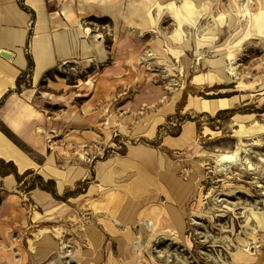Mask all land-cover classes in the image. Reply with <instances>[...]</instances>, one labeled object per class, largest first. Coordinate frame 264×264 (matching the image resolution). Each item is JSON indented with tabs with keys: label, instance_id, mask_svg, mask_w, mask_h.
<instances>
[{
	"label": "rangeland",
	"instance_id": "rangeland-1",
	"mask_svg": "<svg viewBox=\"0 0 264 264\" xmlns=\"http://www.w3.org/2000/svg\"><path fill=\"white\" fill-rule=\"evenodd\" d=\"M39 2L50 34L61 37L58 61L33 86L22 75L12 92L58 132L41 136L42 155L1 122L0 131L59 193L37 201L8 196L0 264H264V224L252 216L264 220V135L259 146L243 140L242 163L251 170L246 163L215 169L211 157L186 151L193 143L209 154L232 150L234 123L264 122V0ZM249 24L254 39L242 42L234 66L245 82L260 83L253 92L220 91L234 89L229 76L222 85L191 84L195 74L228 67L225 46ZM214 25L215 34L206 33ZM93 45L101 60L86 50ZM6 71L0 62V81ZM104 222L129 227L142 245L136 260ZM52 227L58 231L39 233Z\"/></svg>",
	"mask_w": 264,
	"mask_h": 264
},
{
	"label": "bare ground",
	"instance_id": "bare-ground-1",
	"mask_svg": "<svg viewBox=\"0 0 264 264\" xmlns=\"http://www.w3.org/2000/svg\"><path fill=\"white\" fill-rule=\"evenodd\" d=\"M26 3L34 7L33 5L34 0H26ZM250 4H252V2H250ZM63 13L67 16L69 11L63 10ZM249 26L251 25L250 24L247 25V30L245 34L242 35L241 38L235 41V43H233L232 45L225 46L227 50L226 59L228 62L227 64L228 67L225 70L217 69L216 71L209 72V73L205 72V73L195 74L190 81L191 84L198 85V86L199 85H209V84L222 85L228 82V76H229L233 79V82L235 83L234 89L226 88V89H221L220 91L226 92V91L233 90V91H252L253 92L256 86L259 85L260 83L259 82H245V80L249 77L240 76L236 69L237 67L234 66L235 62H237V54H239L240 52V47H241L242 42L246 39L253 38L250 32ZM38 28H39V24H38ZM79 28L82 30L84 29L83 27L81 28L80 25H79ZM216 30H218V27L217 25H214L213 27L208 28L206 30V33L215 34ZM89 32H90L89 28L84 29V33H89ZM79 33L81 34L80 31ZM75 35L76 36L78 35V31L75 33ZM97 36H99V34H96L95 37ZM38 41H44V40L41 37L35 36L33 39V42L35 43L34 44L35 47ZM86 50L87 51L94 50L96 53L95 59L101 60L100 56L102 54V51L100 50L98 45H93L92 47L88 46ZM41 55L40 56L36 55V71L34 72V80H33L34 83L37 82L38 76L41 74V71H43L42 68H43L44 58ZM88 61H92V60H88ZM63 63L67 64L68 60H63ZM261 68L264 71V67L262 66ZM6 85H7V82L0 81V96L3 94ZM261 94H264V92L260 93V95ZM207 108L210 113H214L217 108L216 100H211L208 103ZM66 116L69 119L72 118V116L69 114H66ZM0 121L18 138L34 146L38 150V152H40L42 155L45 154V148H44V144L40 140L41 136H49V133L58 132L54 130L55 128L52 127V125L50 124V118L48 117L45 118V115L42 114L39 109H37L36 107H34L30 103L22 99L20 96H18L15 93L8 94L5 97L3 103L0 105ZM233 126H235V129H233L232 131H233L234 136L237 137V142L232 150H224V151H219L215 154H209L203 150H199L196 144L193 143L186 148V151L187 152L195 151L196 153H198L200 157H206V156L211 157L213 161L215 162V169L216 167H218L219 170H221L222 168L227 167V166L240 165L243 163H246L250 170L253 169L252 166L249 164V162H246V160L245 162L242 163L243 158L241 157V155L245 154L246 152L245 147L247 146L245 145L243 140L252 139L251 145L259 146L260 140L258 139V137H260L261 135H264V122L260 123L256 120H252L249 124L236 122L234 123ZM187 130L190 131L188 128H185V130L182 132V138L183 136L185 138V133L187 132ZM193 148H194V151H192ZM130 153L133 155L134 158L138 160L146 161L148 159V155L146 152L142 154V151L137 152L135 151V149H131ZM20 166L23 167L24 162H21ZM58 188H60V184L58 185ZM113 198H114L113 195H111V196H108L106 200L111 201L113 200ZM195 216L196 215L192 217H195ZM252 216L255 219H257L259 223L264 224V220L260 218L259 214H252ZM104 228L111 235L122 236L126 242V246H125L126 252L133 255V259L136 260L135 251L137 249L142 248V245L140 244L139 241H137L134 238V236L130 232L129 227L126 226L124 230L122 231V230L117 229L113 223L104 222ZM51 230L58 231L56 227H52V229L43 228L39 230V233L50 232ZM168 232L172 236L170 240H172L173 242L179 241L178 236L175 234V232H170V231ZM146 246L148 247L149 244L147 243ZM12 256L14 258L13 252H12Z\"/></svg>",
	"mask_w": 264,
	"mask_h": 264
},
{
	"label": "crops",
	"instance_id": "crops-1",
	"mask_svg": "<svg viewBox=\"0 0 264 264\" xmlns=\"http://www.w3.org/2000/svg\"><path fill=\"white\" fill-rule=\"evenodd\" d=\"M25 4L26 7H23L18 5L15 0H0V53L6 52L9 55L8 58H5L0 54V62L8 70L3 75L5 77L3 81L7 82L3 94L5 90L15 93L12 92V89L16 87L17 79L22 75L30 78L32 86L35 84L33 80L34 72L36 71V55L40 56L42 54L41 56L44 58L43 71H41L37 81L44 72L51 69L58 61L59 44H62V41H60L61 37L50 34L49 20L47 19L44 7H41L39 0H34V7L28 5L26 2ZM35 36L41 37L44 40L38 41L36 47L33 42ZM20 88L23 89V87ZM28 90L31 89L24 87L21 92L23 93ZM15 137L17 136L15 135ZM17 139L21 140L18 137ZM0 144L4 148V152L0 154V195L2 196L0 211L3 212L5 210L6 212L8 210L7 203L10 199L8 196L11 193H15L13 196H16V193L19 194L21 199L29 197L31 199L34 198L36 201L39 198H44L43 195L45 194H52L49 191L41 189L49 180H46L42 174L32 170L31 165L34 164L33 160L27 153H24V151L17 147L8 138L6 133L1 131ZM21 162H24L23 167L20 166ZM28 170H31V172L29 173ZM37 177H40L41 181ZM29 178H33V180L35 178L36 180L33 182L28 181ZM30 185H32L31 188L28 187ZM19 186H22V188L20 189ZM53 191L52 195L55 197L59 193L56 185ZM16 198H19V196H16ZM6 218H8V214L5 215L4 219ZM2 226L5 227L4 224ZM0 231H2L1 228Z\"/></svg>",
	"mask_w": 264,
	"mask_h": 264
},
{
	"label": "trees",
	"instance_id": "trees-1",
	"mask_svg": "<svg viewBox=\"0 0 264 264\" xmlns=\"http://www.w3.org/2000/svg\"><path fill=\"white\" fill-rule=\"evenodd\" d=\"M37 179H38L39 181L41 180L40 177H37ZM48 182H49L50 184H53V181H52V180H49ZM48 182H47V183H48ZM41 189L46 190V191H49V192H51L52 194L54 193V191H53L52 188L48 189V187H46V186H43Z\"/></svg>",
	"mask_w": 264,
	"mask_h": 264
},
{
	"label": "water",
	"instance_id": "water-1",
	"mask_svg": "<svg viewBox=\"0 0 264 264\" xmlns=\"http://www.w3.org/2000/svg\"><path fill=\"white\" fill-rule=\"evenodd\" d=\"M0 54H1V56L5 57V58L9 57V55L6 52H1Z\"/></svg>",
	"mask_w": 264,
	"mask_h": 264
}]
</instances>
